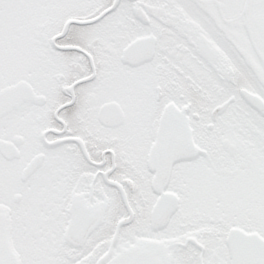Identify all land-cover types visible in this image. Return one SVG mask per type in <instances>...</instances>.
<instances>
[{
    "label": "snow or ice",
    "instance_id": "6c2138e0",
    "mask_svg": "<svg viewBox=\"0 0 264 264\" xmlns=\"http://www.w3.org/2000/svg\"><path fill=\"white\" fill-rule=\"evenodd\" d=\"M0 264H264V0H0Z\"/></svg>",
    "mask_w": 264,
    "mask_h": 264
}]
</instances>
